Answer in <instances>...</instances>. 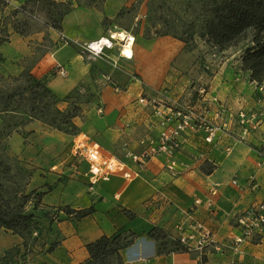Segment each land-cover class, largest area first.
Segmentation results:
<instances>
[{
    "label": "crops",
    "instance_id": "1",
    "mask_svg": "<svg viewBox=\"0 0 264 264\" xmlns=\"http://www.w3.org/2000/svg\"><path fill=\"white\" fill-rule=\"evenodd\" d=\"M97 4L73 5L62 20V30H54L49 35V44L45 43L44 32L25 37L12 29L10 41L0 46L2 64L6 74L18 76L27 69L22 60L37 57L28 69L45 80L58 97H65L91 81L97 59L108 64L111 74L103 75L104 85L98 91L99 97L82 106L81 115L74 120L80 132L73 136L74 144L83 135L90 144H98L104 156L122 159L138 170L129 154L141 151L142 140L157 137L159 127L152 116L154 109L175 108L179 104L202 108L203 104L198 91L193 96L187 90L190 80L184 70L185 65L189 67L190 62L185 60L189 54L182 51L179 42L153 39L137 45L134 35L131 58L122 55L123 44L116 40L101 57L92 58L95 62L86 61L85 53H81L78 46L118 33L116 19L126 0H99ZM10 7H17L16 1L11 0L4 11L0 10V18L7 16L3 14ZM60 34L65 36L66 43L60 41ZM59 64L67 69L65 77L55 72ZM229 68L223 67L220 71L224 69V75L218 72L212 78L207 96L212 93L234 111L253 110L256 108L255 83L249 77L230 74ZM135 73L141 78L132 77ZM114 81L122 83V88ZM208 109L207 114L212 117L214 113ZM239 132L234 125L227 133L217 134L207 143L201 133L188 131L176 153L185 169L178 177L165 173V157H156L139 176L126 179L122 174H113L100 179L92 188L90 164L73 149L68 158L72 159L71 168L77 174H50L45 178L39 186L48 184L53 189L43 197V205L71 206L75 210L94 207L95 212L81 221L66 215L55 221L52 229L59 234L58 246L52 253L43 252L30 258L26 264L84 263L89 259V243L122 231L138 236L133 245L121 251L122 264H264V232L244 244L241 255L227 246L241 233L237 223L239 215L252 205L264 202V166L257 165L252 149L264 135V126L246 142L237 141ZM228 146H232L230 153L226 152ZM196 154H203L205 160H196ZM79 158L84 166L74 162ZM207 166L212 168L210 173L204 172ZM64 175H68V179L60 181ZM233 180L237 184H233ZM215 185H218L217 195L213 197L215 205L209 210L205 200ZM196 199L202 200L195 206L197 218L209 228L216 243L226 245L223 251L207 247L203 253H161L160 242L149 237L150 231L157 227L176 234L174 224L185 220ZM4 237L10 238L9 245L0 257L21 243V238L11 232L2 231L0 238Z\"/></svg>",
    "mask_w": 264,
    "mask_h": 264
},
{
    "label": "rangeland",
    "instance_id": "2",
    "mask_svg": "<svg viewBox=\"0 0 264 264\" xmlns=\"http://www.w3.org/2000/svg\"><path fill=\"white\" fill-rule=\"evenodd\" d=\"M14 1H16L17 7L7 8V13L3 15L8 17H4V25L0 24V32L2 26H7L6 29L10 33L12 24L19 25L18 27L22 29V23L27 21L30 25L27 31H32V34L28 36L44 32L45 43L49 44L51 32L54 30L59 31L51 26L62 23L63 19L60 18V12L64 8L51 5L49 2L39 3L31 0L26 3L25 0ZM221 1L126 0L125 6L116 19L119 26L117 32L126 33L125 31H127L131 35H135L137 45H142L153 39H168L169 41L179 42L183 47L182 51L189 54V57L185 58L186 61L190 62L189 67L185 65L186 69L184 71L186 75L188 74L190 80L187 90L191 91L194 96L200 88L208 89L210 81L218 72L223 76L224 69L220 71L223 67L229 66L230 74L234 76L249 77L248 73L242 71V50L240 48H230L222 52L208 43L204 36L207 23L213 17L212 8ZM71 2L73 5L98 6L99 0H72ZM22 5L25 6L24 12H19L17 16L12 17V11L20 9ZM117 47H120L119 44ZM78 48L82 53V47L78 46ZM33 51H36L35 48ZM214 51H216L215 57L212 56ZM83 56L86 61H93L87 55L83 54ZM36 58L33 56L22 60L27 71L28 68L34 65ZM97 60L99 62L95 63L91 71V81L81 84L78 89L71 93L70 99L58 104L60 109L68 110L71 108V104H78L82 107L97 100L100 93L98 91L104 85L102 82L103 75L111 74L109 65L101 59ZM0 73L5 77L0 81V89L2 88L4 92H10L17 84L13 79L20 77L21 74L18 76L6 74L2 63H0ZM185 74L183 73V75ZM132 77L137 79L141 78V75L135 73ZM92 79L97 82L95 83ZM114 83L122 88V83H118V81H114ZM28 97L26 94L24 104L22 102L20 105L18 99H16L13 103V106L17 107L16 111L8 110L4 112L2 105H0V197L11 202H19L22 194H29L34 189L42 190L39 185L50 174H77L71 168L72 164L70 162L72 159L68 158V155L73 154L75 145L73 136L78 135L80 132L76 135L65 134L37 119L18 126L26 121V113L30 114V110L28 111L30 104ZM65 97L59 98L64 100ZM194 98L196 99V97ZM40 106H43V104L41 103ZM35 114L38 116L39 112L36 111ZM10 131L11 134L7 135ZM84 138L83 135H80L78 139L82 140ZM75 160L74 162L81 163L84 166L81 158ZM210 168L207 166L204 168V172L207 173ZM67 176H62L60 181L68 179ZM28 210L33 212L32 203L28 205ZM48 211V207L44 205L34 212L40 224V236L35 231L30 234H23L22 238L19 236L21 243L13 247L14 249L11 250L8 260L2 264H26L30 258L46 252L50 244L59 238L58 232L49 228L48 220L45 218ZM64 217L63 213L59 214V218ZM59 218L55 217L53 219L54 223ZM2 231L15 234L10 230L2 229ZM9 239L7 237L0 238L1 254L9 245Z\"/></svg>",
    "mask_w": 264,
    "mask_h": 264
},
{
    "label": "trees",
    "instance_id": "3",
    "mask_svg": "<svg viewBox=\"0 0 264 264\" xmlns=\"http://www.w3.org/2000/svg\"><path fill=\"white\" fill-rule=\"evenodd\" d=\"M28 1L31 0H25L26 3ZM34 1L49 2L51 5L63 7L64 9L60 12L61 20L73 7L72 2L68 0L64 2L56 0ZM9 2L10 0H0V10L3 11ZM24 10L25 6L22 5L20 9L13 10L11 16L15 17ZM212 14L213 17L207 23L206 34L204 35L206 41L222 52L230 48H240L242 50V71L248 73L253 82L264 81V0H222L212 8ZM2 17L0 24L4 25L3 19L8 16ZM18 26L12 24V29L21 36L32 34L31 30L27 31L30 28L27 21L22 23V29ZM51 27L59 31L62 30L61 22ZM6 28L7 26H2L0 46L10 41V33ZM3 61L4 57L0 52V63ZM4 78L0 73V81ZM13 80L17 84L10 92H4L2 88L0 89V105H2L4 112L16 111L17 107L13 106L16 99L20 105L26 99V94L31 97H28L30 114L26 113V121L18 126L37 119L59 132L69 135L79 133V128L74 123V119L81 115L82 107L78 104H71V108L68 110H62L58 107L62 101L70 99L71 94L62 100L47 86L45 80L38 78L27 69L21 73L20 77H15ZM41 103L43 106H40ZM36 111L39 112L38 116L35 114ZM10 134L11 131L7 135ZM211 170L212 168L207 173H210ZM52 189V186L46 184L42 190L34 189L29 194H22L19 202H11L0 197V232L2 229L10 230L22 238L23 234H30L35 231L40 236V224L34 212L40 206H44L43 197ZM31 203L33 204V212L28 210V205ZM48 209L45 218L48 220L49 228H52L53 219L59 218L60 213L81 221L95 212L94 207L75 210L71 206H61L48 207ZM125 213L129 217H133L128 211ZM53 216L55 217L53 218ZM61 219L59 218L58 221ZM149 237L160 242L161 253L184 252L176 241L169 239L168 233L162 228H152ZM137 238L135 233L129 231L118 232L112 236H102L87 245L89 259L81 264H122L121 251L133 245ZM57 246V241L52 242L46 252L52 253ZM12 249L14 248L9 249L3 257H0V264L8 260Z\"/></svg>",
    "mask_w": 264,
    "mask_h": 264
},
{
    "label": "built area",
    "instance_id": "4",
    "mask_svg": "<svg viewBox=\"0 0 264 264\" xmlns=\"http://www.w3.org/2000/svg\"><path fill=\"white\" fill-rule=\"evenodd\" d=\"M60 35V41L66 43L65 36ZM114 35L82 44L83 53L89 58L101 57L105 49L113 47L116 41ZM126 36V40L122 42L123 51L129 45V36L134 38L131 34ZM104 40H107L108 43L105 44ZM134 40L135 38L131 41L130 47L132 56ZM215 52L212 54L213 57L216 56ZM55 72L62 77L67 75L65 65H57ZM254 83L256 108L251 111L242 109L234 111L212 93L207 96L210 92L205 88L198 90L200 101L203 104L202 108L180 104L169 109L156 107L152 116L157 120L159 127L157 137L142 140L141 151L129 154L138 170L130 167L122 159L104 156L98 144H90L87 139H78L74 145V151L75 154L82 156L90 164L91 188L100 179H105L113 174H122L126 179L139 176L146 170L149 161L156 157H165V173L172 177H178L185 172V169L184 165L181 166L177 160L176 153L182 146V137L188 131L201 133L205 141L211 143L217 134H225L232 126L236 125L240 129V136L237 141L246 142L250 135L264 126V81ZM208 108L214 113L212 117L207 114ZM252 149L257 157V165L264 166V135L260 137ZM231 150L232 146L226 148L227 153H230ZM195 159L205 160L203 154H196ZM232 183L237 184V181L233 180ZM217 190L218 185L213 186L205 200L209 210H212L215 205L213 197L217 195ZM201 201L200 199L195 200L193 206L188 210L185 220L174 224L176 234L167 232L168 237L172 241H176L184 252L203 253L210 246L214 247L216 251L222 252L226 245L214 242L209 228L195 214V206L199 205ZM237 223L241 233L235 236L227 246L236 254L241 255L244 253L243 245L255 240L264 232V202L256 203L241 213L237 218Z\"/></svg>",
    "mask_w": 264,
    "mask_h": 264
},
{
    "label": "clouds",
    "instance_id": "5",
    "mask_svg": "<svg viewBox=\"0 0 264 264\" xmlns=\"http://www.w3.org/2000/svg\"><path fill=\"white\" fill-rule=\"evenodd\" d=\"M134 38H132L131 36H129V45L125 47L124 51L122 52V55H125L126 57L128 58H131L132 56V52L130 50V47H131V41L133 40ZM105 44L108 43L107 40L104 41Z\"/></svg>",
    "mask_w": 264,
    "mask_h": 264
},
{
    "label": "bare ground",
    "instance_id": "6",
    "mask_svg": "<svg viewBox=\"0 0 264 264\" xmlns=\"http://www.w3.org/2000/svg\"><path fill=\"white\" fill-rule=\"evenodd\" d=\"M127 34H125L124 32H118L114 35V39L118 40L120 42H123L124 40H126ZM105 41V40H104ZM129 41V40H128ZM131 50V49H130Z\"/></svg>",
    "mask_w": 264,
    "mask_h": 264
}]
</instances>
